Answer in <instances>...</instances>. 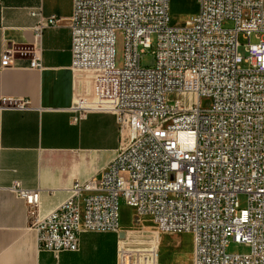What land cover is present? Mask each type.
Masks as SVG:
<instances>
[{"label": "built area", "instance_id": "obj_1", "mask_svg": "<svg viewBox=\"0 0 264 264\" xmlns=\"http://www.w3.org/2000/svg\"><path fill=\"white\" fill-rule=\"evenodd\" d=\"M196 5L170 25L169 0H72L70 66L94 74V94L78 106L114 114L120 146L99 176L74 180L46 213L38 189L8 187L25 204L38 250L57 257L76 252L82 232H121L125 205L158 232L191 233V264H264V0ZM58 21L41 16L37 34ZM0 59L12 66L9 49ZM30 67L41 68L38 58ZM28 108L0 96V110ZM128 239L125 231L116 264H156L152 247ZM232 243L246 252H228Z\"/></svg>", "mask_w": 264, "mask_h": 264}, {"label": "crops", "instance_id": "obj_2", "mask_svg": "<svg viewBox=\"0 0 264 264\" xmlns=\"http://www.w3.org/2000/svg\"><path fill=\"white\" fill-rule=\"evenodd\" d=\"M71 11L72 0H0V55L9 49L12 56V66H0V96L30 102L26 110H0V264H116L128 231L120 218L121 232H82L76 252L55 257L38 250L25 204L8 189L15 181L38 189L46 213L74 180L99 176L120 146L114 114L78 106L94 94V74L70 66ZM50 15L58 24L37 34L40 17ZM33 58L41 68L30 67ZM148 232L156 264H191V233Z\"/></svg>", "mask_w": 264, "mask_h": 264}, {"label": "rangeland", "instance_id": "obj_3", "mask_svg": "<svg viewBox=\"0 0 264 264\" xmlns=\"http://www.w3.org/2000/svg\"><path fill=\"white\" fill-rule=\"evenodd\" d=\"M196 0H169V24L170 25H182L185 21L193 14L194 8L196 9ZM193 12V13H192ZM231 21H226L225 26H231ZM264 40V35L261 37ZM152 42H154V36L151 37ZM250 41L254 42L255 39L250 37ZM239 42L245 43L246 40L239 35ZM239 51L244 54L243 48L240 47ZM122 38L120 36L117 37L116 44V63L119 65L122 61ZM151 55L146 53L142 58L144 63L149 60ZM122 176H125V172H121ZM238 200L240 203V208H244L246 206V196L244 194L238 195ZM123 206V205H122ZM121 206L120 218L121 222L124 223V227L129 231V241L127 245L129 247H137V248H147L149 249L150 240L147 238L149 235V230H156V226L152 220V218L148 215H135L132 210H129L125 206ZM129 210V211H128ZM142 244V245H141ZM247 247L245 245H236L230 244L228 248V252H240L245 253Z\"/></svg>", "mask_w": 264, "mask_h": 264}]
</instances>
